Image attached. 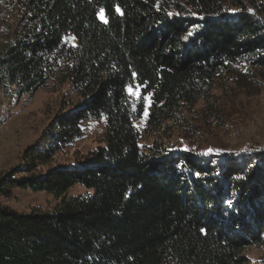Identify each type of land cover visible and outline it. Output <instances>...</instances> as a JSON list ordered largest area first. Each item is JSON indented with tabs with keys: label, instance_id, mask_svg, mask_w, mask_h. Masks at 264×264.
<instances>
[{
	"label": "trees",
	"instance_id": "trees-1",
	"mask_svg": "<svg viewBox=\"0 0 264 264\" xmlns=\"http://www.w3.org/2000/svg\"><path fill=\"white\" fill-rule=\"evenodd\" d=\"M20 2L26 22L1 51L0 88L32 97L60 75L80 100L23 165L0 174V264H249L243 252L264 234V148L209 160L142 146L134 123L145 102L127 88L151 94L156 131L222 72L264 69V0ZM100 118L95 151L37 169L81 136L82 121ZM78 184L92 192L70 194ZM15 187L56 204L20 211L4 202Z\"/></svg>",
	"mask_w": 264,
	"mask_h": 264
},
{
	"label": "rangeland",
	"instance_id": "rangeland-1",
	"mask_svg": "<svg viewBox=\"0 0 264 264\" xmlns=\"http://www.w3.org/2000/svg\"><path fill=\"white\" fill-rule=\"evenodd\" d=\"M24 11L20 0H0V54L3 47L24 30ZM67 41L70 44L77 42L72 36H68ZM133 90L137 91L133 100L137 102L143 98L146 107L134 123L140 132L142 146L157 143L185 155L209 160L219 155L234 156L264 148V69L238 65L222 72L214 78L206 97L183 104L175 117L156 131L149 125L151 94L141 97L139 87L135 86ZM13 91L14 88L9 92L0 88V119L2 115L10 116L0 133V174L23 165L31 148L48 141L45 137L50 134L57 117L69 114L72 105L80 100L72 83L60 75L53 76L48 85L32 97H18ZM105 123L104 118L82 121L81 136L61 146L37 169L72 165L95 151L103 139ZM50 143L53 144L51 140ZM209 149L213 151L209 152ZM87 192L92 191L80 184L70 189L72 195ZM4 202L28 212L34 207L51 210L56 199L45 191L15 187L12 197ZM262 238V242L244 250L249 264H264V234Z\"/></svg>",
	"mask_w": 264,
	"mask_h": 264
},
{
	"label": "snow or ice",
	"instance_id": "snow-or-ice-1",
	"mask_svg": "<svg viewBox=\"0 0 264 264\" xmlns=\"http://www.w3.org/2000/svg\"><path fill=\"white\" fill-rule=\"evenodd\" d=\"M117 11H119V8H117ZM105 22H107V21L105 20ZM191 34H192V33H189V35H191ZM127 92H128V94H129L130 96H136V95H137V91H134V90H133V87H132L131 85L128 86V88H127ZM145 99H148V98H145ZM145 115H147L146 112H145ZM208 151L211 152V151H213V150H212V149H209ZM201 231H203V229H202Z\"/></svg>",
	"mask_w": 264,
	"mask_h": 264
},
{
	"label": "built area",
	"instance_id": "built-area-1",
	"mask_svg": "<svg viewBox=\"0 0 264 264\" xmlns=\"http://www.w3.org/2000/svg\"><path fill=\"white\" fill-rule=\"evenodd\" d=\"M9 117H10L9 115H2L0 119V133L3 131L6 121L8 120Z\"/></svg>",
	"mask_w": 264,
	"mask_h": 264
}]
</instances>
